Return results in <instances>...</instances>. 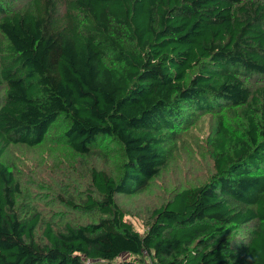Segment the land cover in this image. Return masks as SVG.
<instances>
[{"label":"trees","instance_id":"trees-1","mask_svg":"<svg viewBox=\"0 0 264 264\" xmlns=\"http://www.w3.org/2000/svg\"><path fill=\"white\" fill-rule=\"evenodd\" d=\"M204 115L214 172L141 233L119 195L156 182ZM58 127L80 157L120 150L117 175L93 168L64 201L94 221H44L2 162ZM151 262L264 264V0H0V264Z\"/></svg>","mask_w":264,"mask_h":264},{"label":"rangeland","instance_id":"rangeland-1","mask_svg":"<svg viewBox=\"0 0 264 264\" xmlns=\"http://www.w3.org/2000/svg\"><path fill=\"white\" fill-rule=\"evenodd\" d=\"M231 119L236 120L233 116ZM211 121L213 124L215 117ZM60 127L52 129L42 145L11 146L2 157V162L15 171L22 185L20 203L40 212L44 221L57 227L66 222L85 223L97 219V215L83 214L67 206L64 201L69 197L76 201L80 199L84 189L89 186L93 168L108 169L117 175L120 162V150L114 144L110 145L109 157L96 152L88 157L73 153L60 138L63 130ZM179 142L185 144L176 151L172 165L160 174L156 182L139 194H121L117 199L127 214L125 219L141 233L146 231L145 220L152 209L171 198L175 190L203 183L214 172L208 115L199 117L181 135ZM42 159L48 162L42 164Z\"/></svg>","mask_w":264,"mask_h":264},{"label":"built area","instance_id":"built-area-1","mask_svg":"<svg viewBox=\"0 0 264 264\" xmlns=\"http://www.w3.org/2000/svg\"><path fill=\"white\" fill-rule=\"evenodd\" d=\"M88 263H90V261H88ZM150 264H153L152 262Z\"/></svg>","mask_w":264,"mask_h":264}]
</instances>
